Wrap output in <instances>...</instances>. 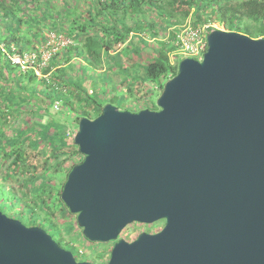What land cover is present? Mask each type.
Instances as JSON below:
<instances>
[{"label": "water", "instance_id": "1", "mask_svg": "<svg viewBox=\"0 0 264 264\" xmlns=\"http://www.w3.org/2000/svg\"><path fill=\"white\" fill-rule=\"evenodd\" d=\"M207 42L157 110L109 103L79 121L84 160L61 199L87 240L114 243L107 264H264V38L212 30ZM160 221L158 234L121 238ZM0 264L93 263L0 211Z\"/></svg>", "mask_w": 264, "mask_h": 264}, {"label": "rangeland", "instance_id": "2", "mask_svg": "<svg viewBox=\"0 0 264 264\" xmlns=\"http://www.w3.org/2000/svg\"><path fill=\"white\" fill-rule=\"evenodd\" d=\"M17 1V5L13 2L14 9L17 12L34 11L38 17L36 20H31L29 24L25 23L22 29L15 33V36L22 38L21 41L9 45L3 42L4 39H1L2 42H0L3 58L9 63L16 65V71L13 72L14 78L9 76L7 68H3V65H0V89L10 95V98L14 97V102L11 105L17 104L14 108L10 105L11 110H8V107L4 105L1 107L0 139L4 138L5 141L0 145V148H8L12 145V140L17 138L21 139V141L26 139L37 140L38 134L35 128H37L39 123L47 124L48 120L57 122L60 126H65L66 129L64 131L67 137L74 138L77 131L74 118L77 115L68 112L67 109L62 107L61 101L56 100L53 107L46 111L51 117L43 118L45 107L40 106L42 102H37L35 98H30L29 96L30 92L39 89L38 81L31 82L29 78H25L23 75L21 77V74L35 71L39 79L50 78L52 72L43 76L42 70L53 63L55 66L63 68L67 78L73 83L81 85L90 95L92 94L105 100L115 98V105L120 110L127 109L135 112L138 110L136 105L138 103L143 104L147 101H151L150 104L157 103L161 92H156L152 89V85L154 83L157 84V82L147 83L144 68L154 58L155 54L163 49L160 44L165 42L169 29L174 26L166 18L161 17L146 2L142 4L141 14L137 15V13H134L132 15L126 10L124 12L123 7L120 8L121 11L116 14L113 13L110 4L104 0ZM34 3L37 4L35 5ZM9 5L11 4L9 3ZM102 10L103 14H100L99 12ZM71 11L75 15L70 18L66 17L65 15ZM107 19L112 20V22L110 20V22H107ZM7 22H9L8 19L0 20V36L2 37L8 36L7 32L13 29L10 28L8 30ZM103 23L106 27L109 23L116 26L122 34H124L123 27L128 28L135 25H140L141 31H131L126 37V42L118 50L109 51L103 49L101 57L94 64L89 61L86 54H84L85 58H76L74 55L70 62L64 57L52 60L57 52H61L68 45H78L81 42L79 36L70 35L69 37L66 34L70 26L74 25L77 28L88 27L94 30V28H103L104 25H101ZM28 25L34 27L31 31L34 34L33 36L28 34ZM214 25L215 30L228 31L224 21L219 20ZM37 29H41V33L37 32ZM42 36H44L45 40H42ZM106 38L109 41V32H106ZM82 69L85 71L84 73ZM166 82L161 81L162 86ZM11 93H13V96H11ZM28 97L30 98L29 102H27ZM27 125V132L24 130L18 133L21 128ZM51 147V144H45V149L49 150ZM83 159V155L77 156L74 162L79 163ZM12 170L9 165L0 166V186L2 187L0 190L3 192L1 193L2 198L11 199L14 205L4 201L1 204L3 206L2 209L6 213L8 212V216L13 214L14 217L12 218L19 219L16 213L22 211H18L17 208L21 207L22 210V208H25V204H30V201L25 202L22 197L27 189L26 183L32 175L31 171L21 175L23 170H20L18 173L8 177ZM65 177L66 175H62L59 179L55 189L56 192L60 191ZM60 209L62 210L64 207H60ZM61 210L57 211L56 216L52 219L56 229L53 226L51 227L50 224H47L48 226H45L44 229L64 248L74 250L79 261H89L93 264H101L104 261V263H108L114 243L102 245L101 243L90 242L83 236L82 229L77 225V216L66 209L64 211ZM26 212L28 213V211ZM45 214L44 211H38L40 219ZM23 222L28 224L30 221L27 218ZM144 229L152 233L159 228L153 225L151 228ZM141 230L140 224L135 223L125 230L124 236L127 241H132ZM77 251L82 255H78ZM104 251L107 256L101 259L99 257L100 253Z\"/></svg>", "mask_w": 264, "mask_h": 264}, {"label": "trees", "instance_id": "3", "mask_svg": "<svg viewBox=\"0 0 264 264\" xmlns=\"http://www.w3.org/2000/svg\"><path fill=\"white\" fill-rule=\"evenodd\" d=\"M109 3L112 7V12L117 13L121 11L120 8L123 7V11L130 12V14L137 13L141 14L142 4L146 2L151 8H154L161 17L166 18L167 21L173 26H182L190 18L194 25H200L205 23H215L219 20L224 21L227 30L229 32H237L250 36L253 39H263L264 38V0H104ZM13 2L18 4L17 0H0V20L8 19L7 22L8 36L2 37L4 43L8 45L11 43H17L21 41L20 36H15V33L20 31L25 23L29 24L31 20H36L37 15L34 11L21 12L16 11L13 6ZM9 3L11 5H9ZM35 5L37 3H34ZM115 9V12H114ZM129 10V11H128ZM103 14V10L99 12ZM66 14V13H65ZM75 15L72 11L67 13L65 16L70 18ZM64 16V17H65ZM65 17V18H66ZM110 20V19H109ZM106 20L107 22L109 21ZM112 22V20H110ZM109 21V22H110ZM103 28H77L74 25L70 26L66 32L67 35L79 36L81 42L78 45L70 44L61 52H57L53 59L66 58L67 61L76 56V58H85L84 54L87 55L89 61L94 64L100 57L102 50H118L125 42L126 37L131 31L140 32V25L124 28L123 32H119L118 28L112 24H105ZM28 34L34 35L31 31L34 27L28 25ZM41 29H37V32L41 33ZM106 32L110 33L109 41L106 38ZM70 33V34H69ZM37 35V34H35ZM175 33L172 34V37ZM25 37V36H24ZM39 39V37H37ZM45 40L42 36V40ZM43 42V41H42ZM162 50L158 51L154 58H152L144 68V75L147 83L157 82L161 87V81L166 82L169 79L175 77L178 74L179 66L174 67L170 63L169 52L172 50L167 42L160 44ZM2 50L0 49V65L3 68H7L9 76L14 78L13 72L15 66L9 63L5 58H3ZM155 53V52H153ZM66 55V56H65ZM55 64H50L42 70V75H47L51 73L50 78H37L35 71L27 72L21 74L25 78H29L30 81H38V90L29 93L30 98L33 97L37 102H42L45 107V113L43 118L51 117L46 111L53 107L56 100H60L62 107L68 110V112L75 113L77 116L74 118L75 123L78 125L79 121L83 117L90 119H95L102 114L103 107L106 104H115V98L111 100H105L97 98L94 95H90L81 85L73 83L67 78L65 70L55 66ZM82 67V66H81ZM85 68V67H84ZM54 69H56L54 71ZM83 73L85 72L82 69ZM155 84V83H154ZM131 90H133L131 88ZM13 96V93H11ZM28 97L27 102L30 101ZM13 98L10 95L0 89V113L1 107L7 106L8 110H11V106L14 108L17 104L11 105ZM21 102V100H20ZM25 102V101H24ZM151 101L144 102L143 104H136L139 112L141 110H157V105ZM11 105V106H10ZM41 109V108H40ZM127 110V109H126ZM42 118V119H43ZM47 124L39 123L35 131H37L38 139L32 141L31 139H26L21 141V139H13L11 146L8 148H0V166L9 165V168L13 169L9 176L18 173L20 170L21 175H25L27 171H31L32 177L26 183V191L23 194L22 199L25 202L30 201V204H25V208H17V210L22 211L16 213L18 220L22 222L28 218L30 221L27 226H39L45 228L50 224L56 229L55 225L52 223V219L56 216V212L61 210L60 207H64L61 211L65 209L69 211L66 205L61 199V194L63 187L67 181L68 175L74 166L83 162L75 163L74 159L82 154L79 148L74 144V138L67 137L65 126H60L57 122H49ZM63 129V130H62ZM28 131V125L21 128L18 133ZM77 132V131H76ZM5 139H0V145L4 143ZM51 144V149H45V144ZM22 145V146H21ZM25 146V147H24ZM62 175H66L62 187L59 192H56L57 184ZM0 188H2L0 186ZM2 190H0V211L7 214L5 210L2 209L1 202H10L12 205L14 202L8 198H2ZM14 205V204H13ZM28 211V213L26 212ZM38 211H44L46 214L38 217ZM25 215H23V214ZM8 215V214H7ZM15 215V216H16ZM14 217V215H9ZM30 217V218H29ZM33 218V220H32ZM15 219V218H14ZM33 223V224H32ZM78 225V224H77ZM142 232H147L144 228H151L153 225H143ZM138 233V235L140 234ZM125 231L122 233L121 237L126 239L124 236ZM149 233V232H147ZM135 237V239L138 237ZM104 245V244H102ZM69 250V249H68ZM105 251L100 253V258H106ZM111 256V255H110ZM79 261V260H78ZM105 262V261H104ZM101 264H107V263ZM107 262V261H106Z\"/></svg>", "mask_w": 264, "mask_h": 264}, {"label": "built area", "instance_id": "4", "mask_svg": "<svg viewBox=\"0 0 264 264\" xmlns=\"http://www.w3.org/2000/svg\"><path fill=\"white\" fill-rule=\"evenodd\" d=\"M215 29L214 23L194 25L191 20H188L180 27L174 26L170 28L165 42L172 49L169 52L171 65L174 67L179 66L180 61L184 58L202 60L208 47L207 37ZM173 33H175L174 37H172ZM152 86L153 91L162 92L163 90V87L158 84H153ZM71 251L75 254L74 250ZM77 254L82 255L79 252ZM75 256L77 257L76 254Z\"/></svg>", "mask_w": 264, "mask_h": 264}, {"label": "flooded vegetation", "instance_id": "5", "mask_svg": "<svg viewBox=\"0 0 264 264\" xmlns=\"http://www.w3.org/2000/svg\"><path fill=\"white\" fill-rule=\"evenodd\" d=\"M155 226H158V230L155 231V232H152L151 234H158L159 232H161L163 230V228L165 227V221H160V222H157L155 224H153ZM135 240V239H134ZM132 240V241H134ZM131 242V241H130Z\"/></svg>", "mask_w": 264, "mask_h": 264}, {"label": "crops", "instance_id": "6", "mask_svg": "<svg viewBox=\"0 0 264 264\" xmlns=\"http://www.w3.org/2000/svg\"><path fill=\"white\" fill-rule=\"evenodd\" d=\"M113 92H114V90H112ZM114 93H116V92H114Z\"/></svg>", "mask_w": 264, "mask_h": 264}]
</instances>
